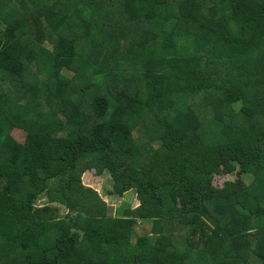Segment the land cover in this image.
Listing matches in <instances>:
<instances>
[{
    "label": "trees",
    "instance_id": "16d2710c",
    "mask_svg": "<svg viewBox=\"0 0 264 264\" xmlns=\"http://www.w3.org/2000/svg\"><path fill=\"white\" fill-rule=\"evenodd\" d=\"M0 264H264V0H0Z\"/></svg>",
    "mask_w": 264,
    "mask_h": 264
},
{
    "label": "rangeland",
    "instance_id": "374dc122",
    "mask_svg": "<svg viewBox=\"0 0 264 264\" xmlns=\"http://www.w3.org/2000/svg\"><path fill=\"white\" fill-rule=\"evenodd\" d=\"M48 46L52 45V38L48 37ZM65 74H70L68 71L65 70ZM236 107V105H235ZM13 138L16 139L19 143H24L26 135L20 130H14L12 133ZM235 179V175H229V176H223L216 178V184L221 186L225 181L227 180H233ZM83 185L87 188H91L98 192L99 196L102 198L104 202L107 203L109 212L113 217H121L122 213L127 209H133L136 208L139 205V201L136 196V192L134 190L128 192L125 194L124 197H114L109 195V191L112 190V181L111 178L108 175H104L103 177H98L94 171L87 172L83 178ZM37 204L41 205L42 201H38ZM61 213L64 215L66 214V209L61 208ZM151 223L148 222V228L143 226H146L144 223L142 225H139L136 232H135V240L137 237H141L144 234H147L149 232ZM147 228V229H146ZM185 233V229L182 228L178 231H176V236L181 237Z\"/></svg>",
    "mask_w": 264,
    "mask_h": 264
},
{
    "label": "crops",
    "instance_id": "0c3cea01",
    "mask_svg": "<svg viewBox=\"0 0 264 264\" xmlns=\"http://www.w3.org/2000/svg\"><path fill=\"white\" fill-rule=\"evenodd\" d=\"M146 227H147V224H146Z\"/></svg>",
    "mask_w": 264,
    "mask_h": 264
}]
</instances>
